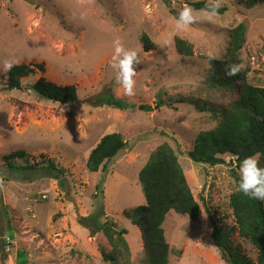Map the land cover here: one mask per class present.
Segmentation results:
<instances>
[{"label":"rangeland","instance_id":"obj_1","mask_svg":"<svg viewBox=\"0 0 264 264\" xmlns=\"http://www.w3.org/2000/svg\"><path fill=\"white\" fill-rule=\"evenodd\" d=\"M189 1L198 0H0V190L6 206L0 225L9 243L4 259L0 250V264H113L103 256L111 251L106 236H92L81 222L99 207L118 228L128 229L131 264H145L141 229L124 211L146 203L139 171L164 143L177 153L201 206L196 220L175 210L166 215L169 264H228L214 244L207 206L233 228L234 246L256 261L257 250L239 235L230 205L237 189L231 156L224 155V164L199 165L188 152L199 132L215 127L220 117L197 104L216 108L237 96L209 86V53L224 58L231 30L241 22L247 25L241 70L252 84L264 86V4L246 8L236 0H205L227 10L177 32V13ZM143 34L155 48L144 49ZM116 38L139 53L131 97L123 95L110 65ZM178 38L193 44L192 55L178 52ZM11 58L42 63V75L74 84L79 101L55 102L30 89H8L3 64ZM106 93L134 107L100 104ZM112 132H120L128 147L106 169L91 172L89 153ZM15 151L26 153L12 160L18 165L54 160L69 171L68 182L61 187L54 178L13 170L5 156Z\"/></svg>","mask_w":264,"mask_h":264},{"label":"trees","instance_id":"obj_2","mask_svg":"<svg viewBox=\"0 0 264 264\" xmlns=\"http://www.w3.org/2000/svg\"><path fill=\"white\" fill-rule=\"evenodd\" d=\"M246 8L264 4V0H236ZM195 10L213 9L215 13H224L226 6H215L205 0L189 1ZM247 25L239 23L232 28L230 43L222 59H211L212 70L208 77L209 86L216 90H226L236 94V98L225 105L214 107L210 102L197 104L201 111L217 112V125L202 130L197 135L193 149L188 152L192 161L197 164L215 166L226 163L224 155L229 154L235 164L232 169L236 187L239 180L238 169L246 156L260 154L264 165V86L252 84L247 71L241 70L236 76H228L225 67L229 64H242L241 50L246 41ZM145 50L156 47L147 34L141 37ZM179 53L192 55L193 44L182 38L176 41ZM43 64H17L7 73V87L10 90H33L55 102L73 104L79 101V93L74 84L60 85L46 79L42 75ZM24 81L25 83H21ZM43 97V96H40ZM197 101V100H196ZM186 102V101H185ZM100 104L127 110L134 105L113 94L106 93ZM147 110L151 106L145 107ZM128 147V141L120 132L105 134L91 150L87 159V168L91 172L106 169V164L114 159L119 152ZM24 151H15L5 156L10 168L21 173H35L40 178L49 177L59 181L61 187L68 182L69 171L59 166L54 160L26 163L18 165L12 161L23 157ZM139 181L144 192L146 203L124 211L125 216L138 225L142 232L145 264H169L171 247L167 241L163 223L169 211L188 215L196 220L200 212V203L196 199L187 180L183 166L175 150L168 144L160 145L150 156L147 163L139 171ZM100 189V185H97ZM236 228L239 235L250 240L257 250L256 261L243 254L232 240L233 228L223 224L216 211L206 208L211 225L213 240L220 250L222 258L228 264H264V202L254 200L237 189L230 196ZM6 206L2 201L0 190V215ZM81 222L90 230L92 236L102 232L111 246L110 252L103 251L104 259L113 264H131V249L127 241V228H118L117 222L108 216L103 207H99L89 216L82 217ZM0 250L2 259L6 257L8 237L0 225Z\"/></svg>","mask_w":264,"mask_h":264},{"label":"clouds","instance_id":"obj_3","mask_svg":"<svg viewBox=\"0 0 264 264\" xmlns=\"http://www.w3.org/2000/svg\"><path fill=\"white\" fill-rule=\"evenodd\" d=\"M203 16L197 14L192 7L185 6L177 13L175 29L177 32L186 31L199 19L211 20L215 15L213 9L201 10ZM114 53L110 65L116 70L115 81L123 89V95L133 96L135 94V75L137 65L140 63L139 53L135 49H126L119 38L114 40ZM210 59L215 57L209 53ZM18 64V60L11 58L4 61L3 69L10 71ZM242 69V65L229 64L225 67L228 76H236ZM21 83H25L21 81ZM239 180L237 190L244 195L261 202H264V165L261 164L260 154L246 156L240 161Z\"/></svg>","mask_w":264,"mask_h":264},{"label":"water","instance_id":"obj_4","mask_svg":"<svg viewBox=\"0 0 264 264\" xmlns=\"http://www.w3.org/2000/svg\"><path fill=\"white\" fill-rule=\"evenodd\" d=\"M40 96H43L44 98H47L46 96H44V95H42V94H40ZM48 99V98H47ZM199 165H201V164H199Z\"/></svg>","mask_w":264,"mask_h":264}]
</instances>
